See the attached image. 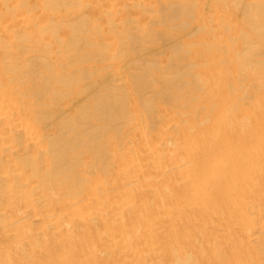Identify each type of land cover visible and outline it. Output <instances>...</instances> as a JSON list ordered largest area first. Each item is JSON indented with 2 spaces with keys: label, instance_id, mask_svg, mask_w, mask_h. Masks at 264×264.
<instances>
[{
  "label": "bare ground",
  "instance_id": "obj_1",
  "mask_svg": "<svg viewBox=\"0 0 264 264\" xmlns=\"http://www.w3.org/2000/svg\"><path fill=\"white\" fill-rule=\"evenodd\" d=\"M0 264H264V0H0Z\"/></svg>",
  "mask_w": 264,
  "mask_h": 264
}]
</instances>
